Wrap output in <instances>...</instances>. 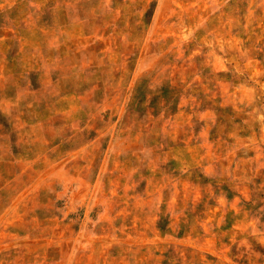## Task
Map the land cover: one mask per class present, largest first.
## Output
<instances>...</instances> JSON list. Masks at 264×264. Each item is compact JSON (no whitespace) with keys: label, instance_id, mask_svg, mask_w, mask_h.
Masks as SVG:
<instances>
[{"label":"rangeland","instance_id":"obj_1","mask_svg":"<svg viewBox=\"0 0 264 264\" xmlns=\"http://www.w3.org/2000/svg\"><path fill=\"white\" fill-rule=\"evenodd\" d=\"M0 264H264V0H0Z\"/></svg>","mask_w":264,"mask_h":264}]
</instances>
